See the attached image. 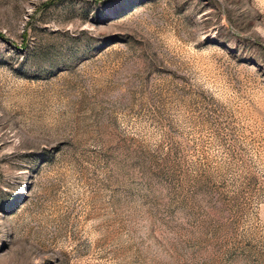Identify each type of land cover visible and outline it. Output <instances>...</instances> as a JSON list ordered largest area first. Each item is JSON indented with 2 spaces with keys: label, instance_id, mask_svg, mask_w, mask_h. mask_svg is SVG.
I'll use <instances>...</instances> for the list:
<instances>
[{
  "label": "rangeland",
  "instance_id": "374dc122",
  "mask_svg": "<svg viewBox=\"0 0 264 264\" xmlns=\"http://www.w3.org/2000/svg\"><path fill=\"white\" fill-rule=\"evenodd\" d=\"M0 264H264V0H0Z\"/></svg>",
  "mask_w": 264,
  "mask_h": 264
}]
</instances>
